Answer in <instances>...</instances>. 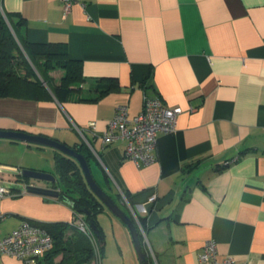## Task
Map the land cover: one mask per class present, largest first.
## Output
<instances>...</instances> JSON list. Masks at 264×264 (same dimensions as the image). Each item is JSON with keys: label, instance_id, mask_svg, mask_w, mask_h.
I'll return each mask as SVG.
<instances>
[{"label": "crops", "instance_id": "0c3cea01", "mask_svg": "<svg viewBox=\"0 0 264 264\" xmlns=\"http://www.w3.org/2000/svg\"><path fill=\"white\" fill-rule=\"evenodd\" d=\"M0 7L24 18L27 40L65 43L91 97H0V129L86 145L96 181L143 219L154 264H199L210 238L219 259L264 264V0H80L66 17L61 0H0ZM144 94L183 111L174 131L158 135L155 160L136 166L122 139L103 144L100 135L117 104L126 103L131 118ZM54 151L0 138V175H12L0 178L15 180L14 168L24 167L52 173ZM0 214L2 237L25 219L69 223L73 211L27 191L1 196ZM0 264L26 263L0 255Z\"/></svg>", "mask_w": 264, "mask_h": 264}, {"label": "trees", "instance_id": "16d2710c", "mask_svg": "<svg viewBox=\"0 0 264 264\" xmlns=\"http://www.w3.org/2000/svg\"><path fill=\"white\" fill-rule=\"evenodd\" d=\"M24 23L22 16L6 12L0 7V97L14 96L41 100L53 95L59 101L73 98L90 100L91 97L81 92L80 85L83 81L81 61L68 55L65 43L27 40L24 34ZM55 70L62 72L58 79L52 74ZM142 84L145 89L149 87L145 82ZM71 147L85 156L91 170L93 155L89 148L83 143ZM54 150V171L52 173L56 177V182L52 183V186L59 189L57 199L64 203L72 202L70 207L73 216L79 215L83 219L95 244L87 235L70 227L68 223L40 222L38 224L52 235L53 245L38 259L37 264H90L94 258V245L100 251L101 262L104 237L97 217L107 208L88 187L78 162ZM191 166L188 163L182 168L185 170ZM109 195L136 224L147 264H154L138 226L139 223L143 227V219L136 220L123 207L118 196Z\"/></svg>", "mask_w": 264, "mask_h": 264}, {"label": "built area", "instance_id": "2783aa9c", "mask_svg": "<svg viewBox=\"0 0 264 264\" xmlns=\"http://www.w3.org/2000/svg\"><path fill=\"white\" fill-rule=\"evenodd\" d=\"M78 1L80 0H61L63 17L69 14L73 4ZM182 111L180 106H167L158 96L144 94L141 110L131 118L128 116V105L126 103L117 104L106 130L100 137L103 144L122 139L125 142V156L131 159L136 166L145 165L156 158L155 148L158 135L174 131L177 116ZM76 129L84 135L83 128L76 127ZM14 169V171H19ZM2 181L4 180L0 178V197L27 192L28 185H37L34 179L22 180L20 181L22 189L16 192L15 189L3 185ZM153 198L154 196L150 197L151 200ZM3 218L5 215L0 214V220ZM69 225L83 232L95 244L87 225L79 215L72 216ZM52 245V235L44 227L25 219L16 228L0 237V255L13 256L26 264H32L50 250ZM94 258L100 262V251L95 245ZM198 262L199 264H250L248 262L236 263L229 255L219 259L216 240L213 238L203 243L198 252Z\"/></svg>", "mask_w": 264, "mask_h": 264}, {"label": "water", "instance_id": "95a60500", "mask_svg": "<svg viewBox=\"0 0 264 264\" xmlns=\"http://www.w3.org/2000/svg\"><path fill=\"white\" fill-rule=\"evenodd\" d=\"M0 138L10 139L15 141H25L29 144H36L40 146L51 147L65 154L66 156L74 158L83 173L85 181L90 188V190L94 193V195L100 200V202L117 218H119L127 227L131 240L133 242V246L140 264H147V259L143 250V243L139 236L138 228L136 224L131 219V217L122 209V207L95 181L88 162L85 156L76 151L70 145L61 142L57 139L41 135L27 132L25 130H17V129H0ZM14 175H16L15 180H4L2 181L3 185H6L12 189H22V184L19 181L25 179H35V180H43L50 183L56 182V177L53 173L24 167L19 171H15ZM27 191L35 194H40L47 197H57L59 195L58 188L44 187V186H27ZM67 204L71 205V201H67Z\"/></svg>", "mask_w": 264, "mask_h": 264}, {"label": "rangeland", "instance_id": "374dc122", "mask_svg": "<svg viewBox=\"0 0 264 264\" xmlns=\"http://www.w3.org/2000/svg\"><path fill=\"white\" fill-rule=\"evenodd\" d=\"M0 176L12 178L8 172H3ZM37 182L45 181L37 180ZM108 212L109 215L104 213L99 215L104 237L102 264H140L127 227L123 223H118L121 221L116 220L120 219ZM119 226H124L123 231ZM93 263L99 264V260L94 258Z\"/></svg>", "mask_w": 264, "mask_h": 264}]
</instances>
